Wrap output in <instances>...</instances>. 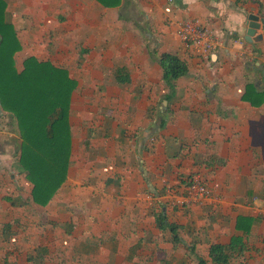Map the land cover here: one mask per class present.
Returning <instances> with one entry per match:
<instances>
[{
    "label": "crops",
    "instance_id": "0c3cea01",
    "mask_svg": "<svg viewBox=\"0 0 264 264\" xmlns=\"http://www.w3.org/2000/svg\"><path fill=\"white\" fill-rule=\"evenodd\" d=\"M5 2L16 67L49 60L76 86L66 178L46 205L30 197L16 123L0 107V264H213V244L227 247L225 264H261L264 26L256 41L245 32L250 13L264 17V0ZM191 18L216 35L207 57L175 34ZM164 52L187 66L170 85ZM194 179L212 196L189 198Z\"/></svg>",
    "mask_w": 264,
    "mask_h": 264
},
{
    "label": "trees",
    "instance_id": "16d2710c",
    "mask_svg": "<svg viewBox=\"0 0 264 264\" xmlns=\"http://www.w3.org/2000/svg\"><path fill=\"white\" fill-rule=\"evenodd\" d=\"M104 7H115L121 0H96ZM6 2L0 0V107L14 119L21 142L18 163L31 184L30 197L46 205L64 182L69 166L71 136L68 121L70 96L76 86L62 65L28 56L19 68L14 55L20 49L17 31L5 18ZM157 61L161 78L170 85L187 71L176 54L161 53ZM160 124L163 126V120ZM159 211L157 225L165 224ZM173 241L178 237L170 225ZM5 228V227H4ZM227 247L213 244L209 263L225 264ZM33 264H36L34 262ZM199 264H206L199 259Z\"/></svg>",
    "mask_w": 264,
    "mask_h": 264
},
{
    "label": "built area",
    "instance_id": "2783aa9c",
    "mask_svg": "<svg viewBox=\"0 0 264 264\" xmlns=\"http://www.w3.org/2000/svg\"><path fill=\"white\" fill-rule=\"evenodd\" d=\"M175 34L187 47H192L195 53L207 57L218 45V40L210 21L198 18L185 19L176 22ZM189 198L202 202L212 196V190L203 182L194 179L187 188ZM261 264H264V259Z\"/></svg>",
    "mask_w": 264,
    "mask_h": 264
},
{
    "label": "water",
    "instance_id": "95a60500",
    "mask_svg": "<svg viewBox=\"0 0 264 264\" xmlns=\"http://www.w3.org/2000/svg\"><path fill=\"white\" fill-rule=\"evenodd\" d=\"M260 25L264 26V17L259 18L257 15L250 13L246 22L247 29L245 32V40L250 42L260 39L261 35H255L256 29H258Z\"/></svg>",
    "mask_w": 264,
    "mask_h": 264
},
{
    "label": "rangeland",
    "instance_id": "374dc122",
    "mask_svg": "<svg viewBox=\"0 0 264 264\" xmlns=\"http://www.w3.org/2000/svg\"><path fill=\"white\" fill-rule=\"evenodd\" d=\"M11 10H12V3H10L9 9H8V15L11 13ZM19 59H20L19 56L15 57V61H16L17 65H19Z\"/></svg>",
    "mask_w": 264,
    "mask_h": 264
}]
</instances>
